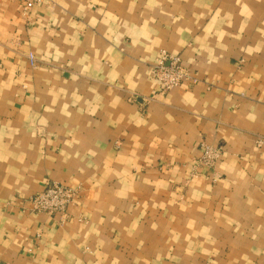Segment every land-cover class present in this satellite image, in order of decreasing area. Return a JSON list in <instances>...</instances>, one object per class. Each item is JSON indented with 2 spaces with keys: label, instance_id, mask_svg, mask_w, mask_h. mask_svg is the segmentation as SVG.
Here are the masks:
<instances>
[{
  "label": "crops",
  "instance_id": "obj_1",
  "mask_svg": "<svg viewBox=\"0 0 264 264\" xmlns=\"http://www.w3.org/2000/svg\"><path fill=\"white\" fill-rule=\"evenodd\" d=\"M23 1L0 0V264H264V0ZM163 50L197 84L158 93ZM51 183L81 188L66 215L32 211Z\"/></svg>",
  "mask_w": 264,
  "mask_h": 264
},
{
  "label": "built area",
  "instance_id": "obj_2",
  "mask_svg": "<svg viewBox=\"0 0 264 264\" xmlns=\"http://www.w3.org/2000/svg\"><path fill=\"white\" fill-rule=\"evenodd\" d=\"M51 1L24 0L23 12L28 16L34 7L50 4ZM152 77L160 86L158 90L160 94H167L171 90L180 88L185 84L194 85L198 82L183 64L181 57L171 54L166 50L161 51L156 64L153 66ZM221 156L222 147L205 146L200 165L202 167L212 168ZM79 194L80 188L51 183L42 193L33 196L29 200V203L32 206V211L35 213H42L49 216L56 214L66 215L69 208L75 204V200Z\"/></svg>",
  "mask_w": 264,
  "mask_h": 264
},
{
  "label": "rangeland",
  "instance_id": "obj_3",
  "mask_svg": "<svg viewBox=\"0 0 264 264\" xmlns=\"http://www.w3.org/2000/svg\"><path fill=\"white\" fill-rule=\"evenodd\" d=\"M72 188H74V187H72ZM78 188H80V187H78ZM81 193H82V192H81V188H80V194H81ZM80 194H79V195H80Z\"/></svg>",
  "mask_w": 264,
  "mask_h": 264
}]
</instances>
